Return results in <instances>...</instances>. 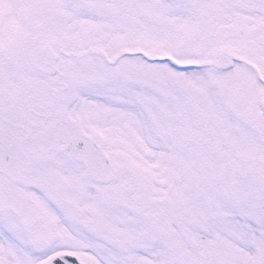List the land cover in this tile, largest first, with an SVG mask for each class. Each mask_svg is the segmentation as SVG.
I'll return each mask as SVG.
<instances>
[{"label": "snow or ice", "instance_id": "1", "mask_svg": "<svg viewBox=\"0 0 264 264\" xmlns=\"http://www.w3.org/2000/svg\"><path fill=\"white\" fill-rule=\"evenodd\" d=\"M0 264H264V0H0Z\"/></svg>", "mask_w": 264, "mask_h": 264}]
</instances>
